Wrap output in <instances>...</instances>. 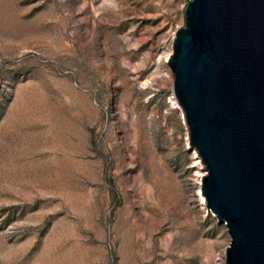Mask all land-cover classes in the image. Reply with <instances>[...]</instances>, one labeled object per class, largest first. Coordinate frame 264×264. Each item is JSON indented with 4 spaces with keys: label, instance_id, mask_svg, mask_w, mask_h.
Listing matches in <instances>:
<instances>
[{
    "label": "rangeland",
    "instance_id": "obj_1",
    "mask_svg": "<svg viewBox=\"0 0 264 264\" xmlns=\"http://www.w3.org/2000/svg\"><path fill=\"white\" fill-rule=\"evenodd\" d=\"M185 0H0V264H220L167 63Z\"/></svg>",
    "mask_w": 264,
    "mask_h": 264
},
{
    "label": "water",
    "instance_id": "obj_2",
    "mask_svg": "<svg viewBox=\"0 0 264 264\" xmlns=\"http://www.w3.org/2000/svg\"><path fill=\"white\" fill-rule=\"evenodd\" d=\"M168 65L224 264H264V0H185Z\"/></svg>",
    "mask_w": 264,
    "mask_h": 264
},
{
    "label": "bare ground",
    "instance_id": "obj_3",
    "mask_svg": "<svg viewBox=\"0 0 264 264\" xmlns=\"http://www.w3.org/2000/svg\"><path fill=\"white\" fill-rule=\"evenodd\" d=\"M173 103V105L175 106V107H177V103L176 102H172ZM178 108V107H177ZM183 117V116H182ZM188 141H189V139H188ZM191 150L193 151V154H194V156L197 158V160H200L199 159V157H198V155H197V153L195 152V150L194 149H192L191 148ZM200 164H201V162H199ZM205 174H206V172H205V170H204V173L203 174H201V176H205ZM201 181V180H200ZM200 198H201V203L203 204V205H205V198H204V196H203V194L201 193V189H200ZM206 206V205H205ZM207 208V207H206ZM208 213L209 214H211V215H213V213L212 212H210V211H208ZM214 216V215H213ZM219 257H220V264H224V260H225V251H223V252H221L220 254H219Z\"/></svg>",
    "mask_w": 264,
    "mask_h": 264
}]
</instances>
